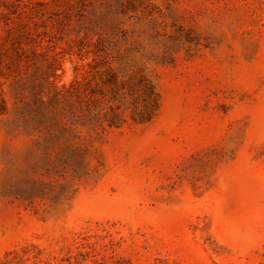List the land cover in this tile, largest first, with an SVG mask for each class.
<instances>
[{
    "label": "rangeland",
    "instance_id": "374dc122",
    "mask_svg": "<svg viewBox=\"0 0 264 264\" xmlns=\"http://www.w3.org/2000/svg\"><path fill=\"white\" fill-rule=\"evenodd\" d=\"M0 264H264V0H0Z\"/></svg>",
    "mask_w": 264,
    "mask_h": 264
}]
</instances>
